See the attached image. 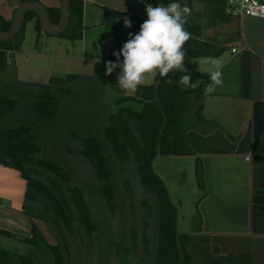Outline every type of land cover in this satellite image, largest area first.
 <instances>
[{
	"label": "trees",
	"instance_id": "1",
	"mask_svg": "<svg viewBox=\"0 0 264 264\" xmlns=\"http://www.w3.org/2000/svg\"><path fill=\"white\" fill-rule=\"evenodd\" d=\"M24 1L38 0H21L20 3ZM152 1L164 6L171 2ZM173 2L183 6L182 0ZM45 8L49 20L57 23L58 7ZM82 12V0H71L69 26L60 38L69 41L81 39ZM117 16V11L104 9L103 21L114 30V47L119 45L123 32V25L117 21ZM31 20L34 21L37 36L42 33L36 15L27 13L19 34L11 41L0 43V48L4 50L0 53V71L6 66V51H19L24 39V25ZM130 20L132 34H137L145 20L137 17ZM10 23L11 19L5 20L0 14V31H6ZM185 29L191 33V38L184 46V70L175 71V74L170 72L171 83H166L157 72L152 84L139 86L133 96L117 98L113 112L107 114L101 108L102 121L95 118L94 129L85 124L80 126L78 134L73 129L64 133L57 131L58 125L63 123L58 120L69 117L73 90L67 84L75 81L76 75L53 78L47 84L16 81L0 87V164L21 174L26 182L24 213L43 223L55 241L50 243L45 240L33 225L30 236L22 241L34 247L37 256L26 257L0 247V264H69L72 243L78 247L74 252L75 258L79 264L82 263L80 249L92 244L98 229L83 187L78 184V168L69 161L67 154H76L85 163L99 183L100 194L111 214L118 210L113 177L115 166L119 164L123 169L131 164L132 173L136 172L142 190L153 196L156 208L155 246L152 252H148L147 242L143 241L144 256L149 259L145 264H190L187 250L190 237L178 230L177 207L171 202L164 181L154 172L153 161L158 155L194 157L197 183L203 189L201 156L232 155L238 144L216 122L202 115L204 100L213 96V93L205 94L210 75L189 69L192 59L217 58L227 47L203 39L199 24L188 20ZM110 61L115 63L114 59ZM116 69L111 75H106V63L98 62L94 71L101 72L99 81L103 86L122 91L117 84ZM189 74L190 82L197 83V87L185 88L180 84V77ZM187 115L194 118L199 126L208 125L210 128L203 131L205 133L188 129L185 122ZM72 145L76 147L72 148ZM130 175L123 182V198L131 202L134 194L131 183H128ZM146 209L149 211L148 207ZM131 232L130 239L123 234V239L121 237L111 243L114 253L108 264H132L137 235L134 228H131ZM104 255L108 257L107 253ZM103 262L99 260L98 264H105Z\"/></svg>",
	"mask_w": 264,
	"mask_h": 264
},
{
	"label": "crops",
	"instance_id": "2",
	"mask_svg": "<svg viewBox=\"0 0 264 264\" xmlns=\"http://www.w3.org/2000/svg\"><path fill=\"white\" fill-rule=\"evenodd\" d=\"M20 1L17 5H10L13 9L8 13L9 18L3 16L6 13H0L5 20L12 19ZM258 1L264 4V0ZM82 2L81 39H54L68 41L69 44H62L66 52L90 55L91 62L109 61L113 50L117 48L118 51L123 41L121 35V42L114 47V30L103 21L105 8L117 11V21L124 26L120 17L146 20V5H159L152 0ZM195 4L200 11L204 8V11L210 10L216 21H228L226 27L239 38L235 47L230 46L234 41L222 43L229 50L226 48L215 59L223 64V83L212 92L213 96L204 100L202 110L207 120L216 122L238 145L232 155L211 157L208 162L214 169L211 168L210 191L207 190L201 202L196 199V203L201 204L200 209L196 208L199 227L185 232L190 237L187 249L190 264H264V188L259 187H264V20L244 17L239 22L232 21L224 14L225 0H204ZM200 11L196 14L199 19L193 23L201 26L202 38L207 40L204 26L209 25V16L201 17ZM211 25L216 26L215 22ZM42 33L38 36L36 33V37L39 39ZM126 36L124 43L129 39V35ZM55 41L50 43L58 46L61 43L58 41L62 40ZM241 48L244 50L239 52ZM232 49L236 52L232 53ZM20 50L21 47L18 52ZM201 70V73H208ZM247 157L249 161L245 160ZM25 190L26 182L21 174L0 164V246L10 242L25 244L22 239L30 236L33 225L47 240L44 224L23 211ZM3 249L11 252L9 247Z\"/></svg>",
	"mask_w": 264,
	"mask_h": 264
},
{
	"label": "rangeland",
	"instance_id": "3",
	"mask_svg": "<svg viewBox=\"0 0 264 264\" xmlns=\"http://www.w3.org/2000/svg\"><path fill=\"white\" fill-rule=\"evenodd\" d=\"M19 1L20 0H1L0 13H6L3 16L9 18L10 15L8 13H10L11 9H13L10 5H17ZM38 2L44 7L51 4H59V0H38ZM182 3L191 9V15L189 18L190 22L199 19L196 14L200 11V7L198 8L197 4H195L196 1L182 0ZM204 9L200 11L201 17L209 16V25L204 26L205 38L218 44L234 41L230 44V46H238V35L226 27L228 21H216L213 19L210 10L204 11ZM124 19L125 17L119 18L120 21H124ZM212 22H215L216 26H212ZM130 32L132 33L131 27L128 28L123 26V32L121 34L123 41L119 45L120 48L118 51H116L117 48H115L113 53H111V59H114L115 63H117V60L114 53L119 52L122 49L124 38H127L126 34L128 35ZM23 36L24 39L20 50L21 52H16L10 55L7 58L4 70L0 71V84H3L0 86H4L5 84L11 82L14 83L16 81L47 84L53 78H65L68 75H76V80L67 84V86L71 87L73 90V101L70 102L71 108L69 110V117L58 120V122H63L61 123V125L63 124L62 126L58 125L57 127V131H59V133H64L68 129H70V131L73 129V132L78 134L80 126L85 124H89L90 128L94 129L96 128L95 118L102 121V118L100 117L102 110L103 112L109 114L115 110L114 102L117 98L120 96H133V94H126L124 91H118L109 86H103L100 83L99 75L101 72L94 71V68L96 63L104 61L91 62L89 59L90 55L85 56L82 53L66 52V48L62 45L69 44L66 43L68 42L66 40L64 41L63 39L57 38L54 39V37L48 36L44 33H42L38 39L34 30V21H28L24 25ZM42 36L44 39L41 38ZM55 40L62 41H58L61 42L58 43V46L50 43L57 42ZM226 50L228 51L229 48ZM204 60L205 59L203 58L192 59L189 64L190 71L200 72L201 69L208 68L207 65L202 64ZM109 61H106L105 63ZM122 61L123 57L121 56L119 62ZM116 73L119 75V68L116 69ZM154 79H147L144 85L152 84ZM34 92H36V90ZM207 110H209L208 107ZM211 110H213V108H211ZM202 115L204 116L203 112ZM187 116L188 117L185 118V122L188 129L192 131H202V133H205L203 131H207L210 128L208 125L199 126L195 122L194 118L191 119V116ZM53 130H55V128ZM75 147L76 146L72 145V148ZM67 156L69 161L73 163L74 167L78 168V184L83 187L87 204L90 207L96 223L95 226L98 229L93 236L92 244L87 247L83 246L82 250L80 249L82 255L80 259L82 262L81 264H98L99 260H103V263L108 264L111 254L114 253V247L111 243L117 242L119 238L121 239V237L123 239V234L130 239L132 234L131 228L135 229V235H137V247L136 252L132 255V264L147 263L149 259L144 256L145 247L143 241L147 242L146 248L148 252H152L153 247L155 246L156 208L153 204V196L142 190L137 180L138 178L136 177V172L132 173V165L128 164L123 169L119 164H116L115 166V173H113V177L114 187L117 190L116 202L118 210L111 214L100 194L99 183L94 180L90 172L87 170L85 163L76 154H67ZM211 157L215 156H201L204 183L203 189H200L197 183L195 175L196 159L194 157L158 155L153 161L154 172L164 181L170 200L177 207L178 230L182 233L188 232V229L192 228L196 230L199 227V223L197 222L198 216L196 215L198 212L196 211V208L200 209L201 204L199 202V204H197L196 199L201 202L202 197L205 196L207 190L210 191L211 189V183L209 181L213 176L211 168L214 169V166H211L208 163L209 160L212 159ZM128 174H131L129 176L128 183H131L134 194V198L131 202L127 198H123V194L125 193L123 182ZM146 204L148 206H146ZM147 207L149 208V211L146 209ZM46 230V239L51 243H54L55 241L49 230ZM2 245L3 246L0 247H9L11 253L14 254L33 258L37 256L36 249L28 246L27 244L10 242L9 245ZM71 245L69 264H79V261L75 258L74 253L78 247H76L75 243H72ZM106 253L108 257L104 255Z\"/></svg>",
	"mask_w": 264,
	"mask_h": 264
},
{
	"label": "clouds",
	"instance_id": "4",
	"mask_svg": "<svg viewBox=\"0 0 264 264\" xmlns=\"http://www.w3.org/2000/svg\"><path fill=\"white\" fill-rule=\"evenodd\" d=\"M145 10L147 19L140 25V31L134 35L130 32L122 49L114 53L117 63H106V75H111L116 68L120 69L117 84L126 94H134L147 79H154L157 72L166 83H171L168 74L184 70V46L191 38L185 24L188 23L191 9L171 0L167 6L159 4L153 7L147 4ZM124 26H132L127 17ZM121 56L123 61L119 62ZM203 62L209 65L205 69L210 75V83L205 87V94H209L223 83V64L215 58H206ZM180 84L185 88L198 86L190 82V74L180 77Z\"/></svg>",
	"mask_w": 264,
	"mask_h": 264
},
{
	"label": "water",
	"instance_id": "5",
	"mask_svg": "<svg viewBox=\"0 0 264 264\" xmlns=\"http://www.w3.org/2000/svg\"><path fill=\"white\" fill-rule=\"evenodd\" d=\"M70 1L71 0L59 1V18L57 23H52L49 20L46 8L38 1L21 2L14 10L8 29L6 31H0V43L11 41L19 34L23 26L24 17L29 12H32L36 15L41 30L44 34L51 37H60L66 32L69 26ZM259 187L264 188L263 186Z\"/></svg>",
	"mask_w": 264,
	"mask_h": 264
},
{
	"label": "built area",
	"instance_id": "6",
	"mask_svg": "<svg viewBox=\"0 0 264 264\" xmlns=\"http://www.w3.org/2000/svg\"><path fill=\"white\" fill-rule=\"evenodd\" d=\"M225 15L234 22H239L242 18H254L264 20V4L258 0H225ZM244 49L241 48V51ZM4 50L0 48V53ZM232 53H235L236 50L232 49ZM9 55L12 52L6 51ZM249 157L245 158L246 161H249Z\"/></svg>",
	"mask_w": 264,
	"mask_h": 264
}]
</instances>
